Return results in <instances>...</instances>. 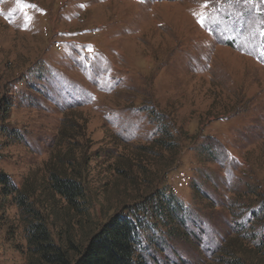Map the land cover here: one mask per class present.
<instances>
[{"label":"rangeland","instance_id":"obj_1","mask_svg":"<svg viewBox=\"0 0 264 264\" xmlns=\"http://www.w3.org/2000/svg\"><path fill=\"white\" fill-rule=\"evenodd\" d=\"M5 103L21 139L0 132V170L36 190L73 253L166 192L186 237L154 233L152 264H264V0H0ZM53 171L84 184L86 214L50 191ZM27 259L1 209L0 264Z\"/></svg>","mask_w":264,"mask_h":264},{"label":"trees","instance_id":"obj_2","mask_svg":"<svg viewBox=\"0 0 264 264\" xmlns=\"http://www.w3.org/2000/svg\"><path fill=\"white\" fill-rule=\"evenodd\" d=\"M11 106L5 103L1 107L0 132L11 131L12 136L21 139L19 132L8 127ZM48 184L50 191L60 196L69 210L78 214L88 212L87 190L80 180L53 171ZM35 193L36 190L18 185L8 173L0 170V210L15 207L18 212L26 241V264H152L147 256L158 253V248L164 246L163 239L186 237V231L179 232L187 223L183 208L177 205L179 200L174 193L160 192L147 199L146 205H124L100 226L82 249L73 253L72 244L56 242L44 211L34 200ZM254 213L262 227L264 244V201L261 209ZM158 230L164 232L160 241L154 236ZM229 264L246 262L236 256Z\"/></svg>","mask_w":264,"mask_h":264}]
</instances>
